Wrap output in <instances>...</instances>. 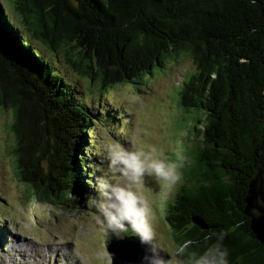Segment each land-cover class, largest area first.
Here are the masks:
<instances>
[{"label": "trees", "instance_id": "trees-1", "mask_svg": "<svg viewBox=\"0 0 264 264\" xmlns=\"http://www.w3.org/2000/svg\"><path fill=\"white\" fill-rule=\"evenodd\" d=\"M8 2L22 28L0 3V106L12 110L15 173L30 197L67 211L88 199L97 172H88L90 134L97 122L119 119L82 103L31 39L100 92L145 87L166 58L184 57L193 71L179 85L178 106L192 121L179 183L164 203L173 244L193 240L202 253L219 242L228 264H264L245 214L264 162V0Z\"/></svg>", "mask_w": 264, "mask_h": 264}, {"label": "rangeland", "instance_id": "rangeland-1", "mask_svg": "<svg viewBox=\"0 0 264 264\" xmlns=\"http://www.w3.org/2000/svg\"><path fill=\"white\" fill-rule=\"evenodd\" d=\"M0 3L21 30L20 20L8 0H0ZM30 42L50 60L55 71L78 90L82 103L92 104L93 112L96 108L98 112L114 109L119 113L117 125L104 127L97 122L95 135L90 134L95 139L90 140L91 147L87 148L93 165L88 172H97L89 198L97 196L96 177L108 167L104 147L113 142L129 150L155 149L154 155L177 165L179 173L181 162L178 161L191 132V114L178 106L179 85L193 71L189 59L183 57L170 62L169 57L166 58L165 68H154L151 76H145V87L137 89L123 83L108 92H100L98 82L73 72L61 53L51 54L37 41L31 39ZM11 122L12 110L0 106V264H125L120 258L114 261L108 250L115 239L133 235L132 231L120 235L106 231L102 217L88 210V197L68 211L30 197L28 187L15 173ZM178 183L179 180L165 183L145 175L138 193L151 209L150 223L165 252H171L175 246L165 220L164 203L173 195Z\"/></svg>", "mask_w": 264, "mask_h": 264}, {"label": "clouds", "instance_id": "clouds-1", "mask_svg": "<svg viewBox=\"0 0 264 264\" xmlns=\"http://www.w3.org/2000/svg\"><path fill=\"white\" fill-rule=\"evenodd\" d=\"M154 152L155 149L129 150L115 142L105 145L108 167L96 177L97 196L89 198L88 210L102 217L106 231L120 235L131 230L138 237L144 247L141 264H228V250L219 242L202 253L194 250L196 241L193 240L181 242L171 252L161 248L150 223L151 209L138 193L145 175L165 183L177 182L180 175L177 165L157 158Z\"/></svg>", "mask_w": 264, "mask_h": 264}, {"label": "water", "instance_id": "water-1", "mask_svg": "<svg viewBox=\"0 0 264 264\" xmlns=\"http://www.w3.org/2000/svg\"><path fill=\"white\" fill-rule=\"evenodd\" d=\"M261 170L250 182L245 198V214L250 218L251 230L256 238L264 245V162L261 161ZM253 211L257 214L254 215ZM112 259H123L125 264H141L144 247L137 237H125L115 240L109 247Z\"/></svg>", "mask_w": 264, "mask_h": 264}]
</instances>
